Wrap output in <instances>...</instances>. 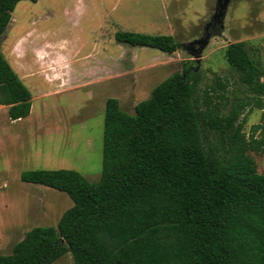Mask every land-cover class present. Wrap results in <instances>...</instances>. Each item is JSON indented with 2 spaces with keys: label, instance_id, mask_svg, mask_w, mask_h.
Segmentation results:
<instances>
[{
  "label": "trees",
  "instance_id": "obj_1",
  "mask_svg": "<svg viewBox=\"0 0 264 264\" xmlns=\"http://www.w3.org/2000/svg\"><path fill=\"white\" fill-rule=\"evenodd\" d=\"M18 1L0 0V36ZM114 39L166 54L181 47L163 34L116 31ZM224 55L244 98L227 102L210 88L200 102L196 62L187 61L133 114L106 99L96 182L71 169L22 171L21 181L63 192L72 205L56 226L28 230L0 264H51L67 252L73 264H264V173L250 155L264 156V117L243 130L252 108L264 110V70L245 42ZM0 105L10 120L31 108L1 51Z\"/></svg>",
  "mask_w": 264,
  "mask_h": 264
},
{
  "label": "rangeland",
  "instance_id": "obj_2",
  "mask_svg": "<svg viewBox=\"0 0 264 264\" xmlns=\"http://www.w3.org/2000/svg\"><path fill=\"white\" fill-rule=\"evenodd\" d=\"M215 2L21 0L15 4L0 36V51L29 89L31 108L27 117L10 120L7 107L0 105V254H9L31 228L56 226L72 205L63 192L21 181L22 171L71 169L87 181L99 179L106 99H117L122 111L133 114L135 105L147 99L157 84L192 60L201 78L196 93L200 102L210 88L213 97L221 94L227 102L247 96L224 53L229 43L245 42L264 70V0H227L222 26L210 34L197 56L190 54L187 47L203 38ZM116 31L171 35L181 47L172 54L132 47L117 42ZM263 117L264 110L252 108L244 132ZM211 141L216 139L211 136ZM250 155L256 171L263 174L264 156ZM51 264H73V260L67 252Z\"/></svg>",
  "mask_w": 264,
  "mask_h": 264
},
{
  "label": "water",
  "instance_id": "obj_3",
  "mask_svg": "<svg viewBox=\"0 0 264 264\" xmlns=\"http://www.w3.org/2000/svg\"><path fill=\"white\" fill-rule=\"evenodd\" d=\"M226 2L227 0H216L215 5V12L211 17V20L209 23L206 24L204 28V36L201 39L195 40L192 42L190 46L187 47V50L190 52V54H194L197 56L199 52L201 51L203 45L208 41L210 34L217 31L218 27L222 26V19L224 16V12L226 9ZM211 27L214 29L212 32L208 31V28ZM197 45V48L195 46Z\"/></svg>",
  "mask_w": 264,
  "mask_h": 264
}]
</instances>
